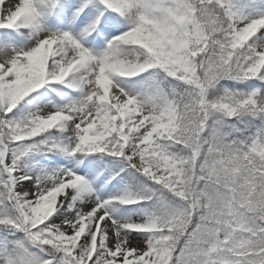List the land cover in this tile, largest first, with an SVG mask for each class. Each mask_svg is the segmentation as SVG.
Segmentation results:
<instances>
[{
  "label": "rangeland",
  "instance_id": "1",
  "mask_svg": "<svg viewBox=\"0 0 264 264\" xmlns=\"http://www.w3.org/2000/svg\"><path fill=\"white\" fill-rule=\"evenodd\" d=\"M198 2L208 23L205 33L187 0H38L21 11L0 0V53L5 56L0 66V264H264V214L256 213L259 201L246 190L249 180H257L255 172L247 175L241 169L242 175L223 180V174L210 169L218 162L215 151L201 148L193 150L197 171L187 180L181 183L173 175V185L161 182L181 165L171 155L162 159L160 150L168 148H158L151 139L173 117L174 82L201 97L197 106L186 107L190 117L186 131L195 138H214L218 129L214 119L222 118L218 113L227 114L226 104L223 110L218 107L222 99L217 92L206 96L202 91L201 66L196 71L195 63L206 48L207 34L224 30L219 16L223 12L217 10L216 16L212 4ZM217 2L227 9L234 31L248 41V49L264 57V0ZM63 15L70 20L82 15L90 26L102 24L99 34L88 37L97 39L88 47L101 48L100 58L108 59L109 65H99L98 79L114 86V95H133L131 109L136 114H126L117 101L115 107L108 96L94 92L86 93L88 99L80 96L78 86L92 67L90 60L70 70L72 78L67 81L68 72L63 76L60 71V76L46 72L48 56H64L56 46L63 39L57 28ZM123 30L118 38H103ZM232 38L233 46L245 47L238 37ZM132 62L139 65L131 67ZM109 72L118 75L124 89L113 84ZM208 72L210 82H215L219 71ZM42 80L44 87L39 85ZM61 91L67 96L56 98ZM75 99L83 102L72 103ZM94 101L106 107L95 109ZM227 105L232 107V100ZM99 136L107 142L95 144L96 151L113 155L106 160L87 156L92 148L86 142ZM140 152L156 154L153 162L158 165L145 166ZM5 153L13 181L3 168ZM247 153L258 156L261 165L264 123ZM255 168L264 166L255 163ZM208 185H213L214 193L201 196ZM98 195V202L89 200ZM111 196L108 204L113 208H106L103 202ZM68 219L72 229L63 232ZM93 222H102L99 230ZM113 222L122 228H112ZM162 227L168 231L162 233ZM67 240L71 245L62 247ZM82 241L86 247H81Z\"/></svg>",
  "mask_w": 264,
  "mask_h": 264
},
{
  "label": "trees",
  "instance_id": "2",
  "mask_svg": "<svg viewBox=\"0 0 264 264\" xmlns=\"http://www.w3.org/2000/svg\"><path fill=\"white\" fill-rule=\"evenodd\" d=\"M212 13L217 16V8L214 5ZM223 16L222 21L220 22V26L224 29L223 31L220 32H213L215 35H217L218 38V44L217 45H212L210 47V50L204 53L201 57L198 58V62L200 63V76L202 81H207L209 80V70L210 69H217L219 72L218 78H223L226 79L228 76H231L233 74L234 66H233V58L237 54L238 60L235 61L234 65L239 67V69H242L244 66H252L253 63V58L256 56L252 55L251 51L246 48H240V47H235L233 46L231 39L232 35L229 34V31L226 29V19L224 15H219ZM227 58L229 61L228 63H224L222 59ZM260 73H262V78L264 80V66H259ZM242 73V72H241ZM186 99L183 100V102ZM180 105V108L176 112L175 118L172 121L170 125H168L164 130H161L157 134V138L155 139L158 144L166 143L167 144V152L169 155H174L177 159L180 160V166L179 168L181 171H183L184 178L187 177V175H191L192 173L195 172L196 169V163L192 161L193 158V146H192V135L189 134L187 130V126L189 123V111L186 110L185 108V103ZM259 105L258 109L256 111H253V113L264 112V99H260L258 101ZM218 107L220 110H223L225 107V103L223 101L219 102ZM250 115L252 118L258 119L257 116L254 114L246 113ZM226 127V126H224ZM178 132L184 133V136H186L185 139H181L178 135ZM222 134L225 133V130L221 132ZM220 140H225L224 136H219ZM192 140V141H191ZM202 145L204 148H211L210 144L206 139L202 142ZM218 160L220 162H224V170L226 173H232L236 174L241 172L240 170L234 169L230 164L225 162L224 157L218 156ZM245 171H252V167L250 166H245L244 168ZM247 173V172H246ZM167 180V179H166ZM184 180V179H183ZM262 182L260 183H250V188L249 193L250 195H255L256 199L264 204V182L261 179Z\"/></svg>",
  "mask_w": 264,
  "mask_h": 264
},
{
  "label": "bare ground",
  "instance_id": "3",
  "mask_svg": "<svg viewBox=\"0 0 264 264\" xmlns=\"http://www.w3.org/2000/svg\"><path fill=\"white\" fill-rule=\"evenodd\" d=\"M37 1L38 0H35V1H30V0H7L9 5L13 9L14 10H18V11L26 10V9L29 10L31 8V5H29V3L30 2L37 3ZM4 3L6 4V0H4ZM61 19H62V16H60L59 20H61ZM62 28L65 31H67V30L69 31L70 30V28H68L66 26L62 27ZM61 37L63 39L61 41H59L60 45L58 46V43H57L56 46L58 47L59 51L63 50L64 56H61V58L60 57H56L55 54L58 55V53H52L51 58L48 56V61H47L48 69H47L46 72H48V74L50 72H51V74L53 72L54 73L56 72V76L57 75L60 76L59 71L62 72L63 70H69L71 62H73V61L78 62L77 59H81L83 62H86V61L88 62V60H90V62L92 63V65H91L92 66V71L90 72V74L88 76V83H86L87 82L86 81L82 85H79L78 88H79V91H81L80 96H82V95H84L86 93L89 94L90 92H94V94L96 93V96H98V94H99L98 89H100V87L102 86V82L100 81V79H98V76H97L98 71H99V69H101L100 67H102V66L106 67V65H109L108 64V59L104 60L103 58H100V55L103 54V51H97L96 47H92V48L88 49V51L82 49L80 47V45H82L83 42H81V44L78 46L76 41L74 40L75 41L74 42L72 40V38L69 36V34L68 35L65 34L64 31L61 32ZM124 39L125 38H123L121 40H124ZM121 50H123V49H121ZM97 55H98V57H97ZM119 55L120 56L123 55V52L119 51ZM90 56L92 57V59H90ZM100 59L102 60V62L97 61V60H100ZM116 59H117L116 63L120 61V58H115V60ZM109 60H111V58H109ZM4 63H5V56L1 52L0 53V66H2ZM125 63L126 64H130L128 59H126ZM120 64H122V63H120ZM51 65H53V66H51ZM99 65H101V66L99 67ZM137 65H139V64H135V62H132V66L131 67H135ZM80 68H81V66H80ZM110 74H112V73L109 72V75ZM122 76L126 77V76H129V74H124ZM110 78L112 80H114L113 84H115V86H117V87L120 86L121 87L120 81H118V78L116 79V78H114L112 76H110ZM95 83H96V85H94L92 88H90ZM49 84H51V83H49ZM39 85H40V87H44L46 85L45 81L44 80L40 81ZM104 86L106 88H108V90H109L108 97H110L111 101L115 104V107H117V105H116V101H117L120 105H124L125 106L123 110H124V112L126 114L130 115L131 113H135L136 114L138 112L136 110H132L131 109V107H133V105H132L133 103L131 102V99H132L133 95H131L130 98H126L124 95H114L113 92H115V90H116V88L114 86H111V85H108V84L104 85ZM54 88L60 90V88L58 86L57 87L55 86ZM124 88H122V89H124ZM92 90H94V91H92ZM123 91H128V90H123ZM49 94H50V96H54L53 93L49 92ZM66 96H67V94L61 91L59 93V96L56 97V98L61 97L62 99H64ZM75 101L77 103H82L83 102L82 100L75 99L72 103H74ZM91 103H92V101H91ZM93 104L95 105V109H97V108H105L106 107V106H104L101 103H98L96 101H94ZM97 104H101V105H97ZM141 114L144 115L145 112H142ZM88 210H90V208H88ZM93 224H94V222H93ZM64 226L67 227V229L66 228L62 229L63 232H68L70 229H72V227H70V225H68L67 223H64ZM102 227H103V225H102ZM104 235L107 237L106 234H104ZM110 235H112V233H110ZM107 238H105V240ZM112 238L113 237H111L110 240ZM114 239H115V237L113 238V240ZM83 241H82V243H83ZM82 243H81V247H86L84 245V243L83 244Z\"/></svg>",
  "mask_w": 264,
  "mask_h": 264
}]
</instances>
